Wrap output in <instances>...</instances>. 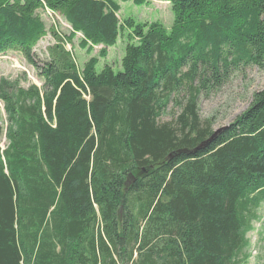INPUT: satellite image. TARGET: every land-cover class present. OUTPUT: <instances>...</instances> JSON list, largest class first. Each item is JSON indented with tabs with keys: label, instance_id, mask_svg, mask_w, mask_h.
Returning a JSON list of instances; mask_svg holds the SVG:
<instances>
[{
	"label": "trees",
	"instance_id": "trees-1",
	"mask_svg": "<svg viewBox=\"0 0 264 264\" xmlns=\"http://www.w3.org/2000/svg\"><path fill=\"white\" fill-rule=\"evenodd\" d=\"M154 1L169 28L121 21L115 0H0V56L22 55L40 84L0 78V264H242L264 205V90L206 147L168 158L213 134L202 93L264 69V0ZM40 11L71 32L52 29L38 62ZM78 34L87 55L102 47L81 69L66 48ZM123 36L117 70L98 71Z\"/></svg>",
	"mask_w": 264,
	"mask_h": 264
},
{
	"label": "rangeland",
	"instance_id": "rangeland-1",
	"mask_svg": "<svg viewBox=\"0 0 264 264\" xmlns=\"http://www.w3.org/2000/svg\"><path fill=\"white\" fill-rule=\"evenodd\" d=\"M121 8L119 19H132L138 23H152L159 21L167 28L173 21L171 6L168 3L151 0L149 6L135 7L131 2L120 3L115 0ZM46 27L47 36L39 41L34 48L38 62L43 61L46 56V49L55 44L56 41L50 32L56 31L58 35H69L71 28L59 17H54L49 11L39 12ZM80 34L73 41V47L67 46V50H72L75 61L79 69L91 58H98L102 47H95L90 55L79 48ZM127 40L125 36L118 40L115 47L107 49V58L99 60L98 71L108 64L117 70L119 62L124 55V46ZM26 76L28 83L40 86L36 79V72L26 64L25 59L17 52H8L0 56V78L14 80L22 75ZM24 84L23 86H26ZM264 90V69L256 66H240L233 70L228 78L218 88L202 93L198 98L199 116L202 120L214 118L213 129L229 126L231 122L242 112H244L252 101V95L257 91ZM171 99L168 103L165 114L161 117V122L172 121V116L177 113V108ZM1 147L4 148L2 139ZM257 218L252 222L251 228L246 234L248 246L243 250L242 264H264V205L256 214ZM135 260L138 258L134 256Z\"/></svg>",
	"mask_w": 264,
	"mask_h": 264
},
{
	"label": "water",
	"instance_id": "water-1",
	"mask_svg": "<svg viewBox=\"0 0 264 264\" xmlns=\"http://www.w3.org/2000/svg\"><path fill=\"white\" fill-rule=\"evenodd\" d=\"M227 126H225V127H222V128H219V129H216V130H214V132H213V134L211 135V137L208 139V140H206L205 142H203V143H201L198 147H196L194 150H192V151H180V152H176V153H172L170 156H169V158L168 159H171L172 157H174V156H177V155H179V154H181V153H184V154H192V153H195V152H197L198 150H200V149H202V148H204V147H206L209 143H211L213 140H215V138H217V136L226 128ZM134 177H130V179H133ZM130 179H128L127 180V183H126V185H129V183L131 182V180Z\"/></svg>",
	"mask_w": 264,
	"mask_h": 264
},
{
	"label": "flooded vegetation",
	"instance_id": "flooded-vegetation-1",
	"mask_svg": "<svg viewBox=\"0 0 264 264\" xmlns=\"http://www.w3.org/2000/svg\"><path fill=\"white\" fill-rule=\"evenodd\" d=\"M129 179H130V178H129ZM130 180H131L130 184L135 182V178L130 179Z\"/></svg>",
	"mask_w": 264,
	"mask_h": 264
}]
</instances>
